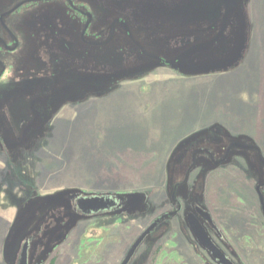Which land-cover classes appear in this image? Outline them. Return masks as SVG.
<instances>
[{"label":"rangeland","instance_id":"obj_1","mask_svg":"<svg viewBox=\"0 0 264 264\" xmlns=\"http://www.w3.org/2000/svg\"><path fill=\"white\" fill-rule=\"evenodd\" d=\"M260 155L264 0H0V264H122L176 199L212 211L234 263L264 264ZM77 195L126 205L85 214ZM155 225L131 264L162 234L217 264L183 214Z\"/></svg>","mask_w":264,"mask_h":264},{"label":"flooded vegetation","instance_id":"obj_2","mask_svg":"<svg viewBox=\"0 0 264 264\" xmlns=\"http://www.w3.org/2000/svg\"><path fill=\"white\" fill-rule=\"evenodd\" d=\"M189 39L191 40V38L189 37ZM194 39L196 42L199 40L197 37H194ZM194 41H189V45L193 44ZM237 148H240L241 146H236ZM201 152V151H200ZM259 158V157H258ZM263 162V161H262ZM263 188H264V183L260 184L259 188L258 186L256 187V193L258 196H256L257 200H258V206L259 209L261 211V214L263 216L264 219V204L262 203V199L264 202V192H263ZM259 189V190H258ZM78 197L75 199V211H82L85 214H90L93 211H89L87 210L83 203H85V200L90 199V198H94L96 196L93 197H83L84 195H77ZM102 198V197H101ZM106 200L110 201V205L107 209H103V210H109V211H114V210H118L121 209L124 205H126V202L124 200L123 197L121 196H113V197H103ZM179 201V200H178ZM176 204L178 205L177 209H174L172 211H170L167 214H164L161 218L157 219V221L155 223H158L159 225L161 223H163L165 220H168L170 218H174V217H178L180 214H183L185 216V220L187 222L188 228L190 230V233L192 235V237L195 239L196 244L203 250H205L210 256L211 258L217 263V264H221V262L215 257V255L213 254V252L210 250L209 248V243L208 241H211V243L221 251V253L232 263V264H236L234 263L229 257L228 254L225 253V251L221 248V244L224 242L223 241V237L225 236L224 232L222 231V229L220 228V225L217 223L213 213L211 210L206 209V208H201V207H195L194 210L191 211H184L183 206L180 202H177L176 199ZM155 223L151 224V226L155 225ZM149 226L148 229L151 227ZM157 225H155L156 227ZM200 226L202 231L200 232V234L196 233V227ZM156 229L154 228L153 231H151L149 234H152ZM146 232V230H144V232L142 234H144ZM141 234V235H142ZM148 234V235H149ZM215 236H217L218 241H220L221 243H219L216 239ZM148 237V236H147ZM146 237V238H147ZM163 237V234L160 236V239ZM140 238V237H139ZM138 238V239H139ZM145 238V239H146ZM137 239V240H138ZM159 240L153 241L154 246L160 242ZM136 240V241H137ZM145 241V240H144ZM144 241L142 242V244L139 246V248L137 249L136 253L134 254V256L132 257L131 261L129 264H131V262L135 259L136 255L138 254L139 249L142 247V245L144 244ZM136 243V242H135ZM134 243V244H135ZM225 243V242H224ZM133 244V245H134ZM132 245V247H133ZM131 247V248H132ZM130 248V250H131ZM130 250L127 252L124 260L126 259L127 255L129 254ZM28 256V253H27ZM23 258V257H22ZM123 260V261H124ZM123 263V262H122ZM18 264H22V260L19 261Z\"/></svg>","mask_w":264,"mask_h":264},{"label":"water","instance_id":"obj_3","mask_svg":"<svg viewBox=\"0 0 264 264\" xmlns=\"http://www.w3.org/2000/svg\"><path fill=\"white\" fill-rule=\"evenodd\" d=\"M259 190V189H258ZM262 203L263 199H262ZM84 207L89 210V211H98V210H103V209H107L110 205V201L106 200L105 198H101V197H94V198H90L85 200V203H83ZM155 228V225L151 226L144 234H142L140 236V238L136 241V243L133 245V247L131 248L129 254L127 255L126 259L123 261L122 264H129L132 257L134 256V254L136 253L137 249L139 248V246L142 244V242L145 240V238L148 236V234L153 231ZM196 233L200 234V232L202 231L200 226L196 227ZM201 230V231H200ZM209 243V248L210 250L213 252V254L215 255V257L221 262V264H232L222 253L219 249H217L212 243L211 241H208ZM22 264H28L27 261V251L25 250L24 254H23V258H22Z\"/></svg>","mask_w":264,"mask_h":264},{"label":"trees","instance_id":"obj_4","mask_svg":"<svg viewBox=\"0 0 264 264\" xmlns=\"http://www.w3.org/2000/svg\"><path fill=\"white\" fill-rule=\"evenodd\" d=\"M260 160L264 161V159L262 158V156L260 155ZM260 206V205H259ZM174 242V241H173ZM161 243V244H160ZM166 243L169 244L166 245ZM160 244V245H159ZM159 246L156 248L157 252H159V254H157V252H154L155 255H157V262L154 264H169V263H177V264H185V260L183 259V257L179 254L177 246L173 245L171 246L170 244H172V242L170 241V239H165L162 240L161 242H159ZM154 256V255H153ZM175 259H173V258ZM51 264H54V259L51 260Z\"/></svg>","mask_w":264,"mask_h":264}]
</instances>
